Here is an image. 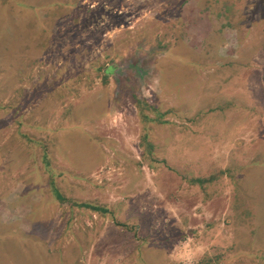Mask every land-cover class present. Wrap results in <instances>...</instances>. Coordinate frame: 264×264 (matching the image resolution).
<instances>
[{"label":"rangeland","instance_id":"obj_1","mask_svg":"<svg viewBox=\"0 0 264 264\" xmlns=\"http://www.w3.org/2000/svg\"><path fill=\"white\" fill-rule=\"evenodd\" d=\"M26 253L264 264V0H0L1 264Z\"/></svg>","mask_w":264,"mask_h":264},{"label":"trees","instance_id":"obj_2","mask_svg":"<svg viewBox=\"0 0 264 264\" xmlns=\"http://www.w3.org/2000/svg\"><path fill=\"white\" fill-rule=\"evenodd\" d=\"M29 139V138H28ZM190 182H193V183H196V182H203V179L201 180V178H190V179H188ZM50 183H51V185L52 186H54V179H52V175L50 174ZM54 189V195L56 196V198L57 199H60V200H64L65 198L63 197V195L54 187L53 188ZM74 206H78V207H83V208H90V209H92L93 211H99V212H101V213H104V212H106V209L105 208H103V207H100V206H97V205H93V204H89V203H76ZM25 238H28V237H25ZM34 241H35V239H33ZM35 243V242H34ZM24 245H25V247H26V244L25 243H23ZM36 244V243H35ZM17 248H19V249H17V250H20L21 249V247L20 246H18ZM30 251V250H29ZM30 254V253H29ZM40 255V254H39ZM39 255L38 256H36L37 257V260L39 259ZM17 256V258L16 259H14V261H18V263L17 264H27V263H29L32 259H29L31 256L30 255H28V253H26L25 255H23L22 254V256L21 255H19L18 256V254L16 255ZM15 257V256H14ZM35 257V256H34ZM1 261H2V259L0 260V264H1ZM31 262H34L35 264H37L35 261H31ZM30 262V263H31Z\"/></svg>","mask_w":264,"mask_h":264}]
</instances>
